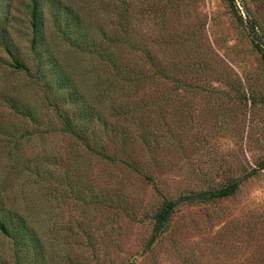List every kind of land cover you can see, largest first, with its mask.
I'll use <instances>...</instances> for the list:
<instances>
[{"label":"rangeland","instance_id":"rangeland-1","mask_svg":"<svg viewBox=\"0 0 264 264\" xmlns=\"http://www.w3.org/2000/svg\"><path fill=\"white\" fill-rule=\"evenodd\" d=\"M38 2L0 0V264H264V0Z\"/></svg>","mask_w":264,"mask_h":264},{"label":"trees","instance_id":"trees-1","mask_svg":"<svg viewBox=\"0 0 264 264\" xmlns=\"http://www.w3.org/2000/svg\"><path fill=\"white\" fill-rule=\"evenodd\" d=\"M232 7L235 8V0H226ZM38 0H31V16H32V24L34 26L37 25L36 19L38 14ZM237 12V11H236ZM239 19L242 20L241 16L237 13ZM250 39L252 41L253 46L255 49L261 54L262 59L264 60V36L260 35V30L258 29L257 25L255 24L254 20H250ZM67 124H69L67 122ZM261 169H264V161L259 164ZM240 184V180H234L226 186L220 187L218 189L212 191H203L198 193L194 196H183L179 199H165L163 202V206L154 214L153 216V232L151 241L153 242L162 232H164L166 223L170 219L171 213L175 208L178 202H182L185 200H198V201H208L211 199L217 198H224L234 194ZM23 226V224H21ZM20 224H14L13 230L11 229L10 225L7 224L6 221L0 219V232L8 237H13L16 239L18 235L21 233V226Z\"/></svg>","mask_w":264,"mask_h":264}]
</instances>
